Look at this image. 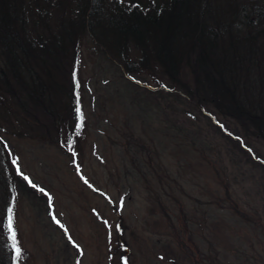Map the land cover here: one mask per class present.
Listing matches in <instances>:
<instances>
[{
	"label": "rangeland",
	"instance_id": "rangeland-1",
	"mask_svg": "<svg viewBox=\"0 0 264 264\" xmlns=\"http://www.w3.org/2000/svg\"><path fill=\"white\" fill-rule=\"evenodd\" d=\"M80 44L76 140L64 114L0 126L23 261L264 264V144L159 74L127 73Z\"/></svg>",
	"mask_w": 264,
	"mask_h": 264
},
{
	"label": "trees",
	"instance_id": "trees-1",
	"mask_svg": "<svg viewBox=\"0 0 264 264\" xmlns=\"http://www.w3.org/2000/svg\"><path fill=\"white\" fill-rule=\"evenodd\" d=\"M84 37L125 72L159 74L264 144V0H0V126L64 114L76 140ZM6 156L0 144V264H28L13 261L4 227L18 187Z\"/></svg>",
	"mask_w": 264,
	"mask_h": 264
},
{
	"label": "snow or ice",
	"instance_id": "snow-or-ice-1",
	"mask_svg": "<svg viewBox=\"0 0 264 264\" xmlns=\"http://www.w3.org/2000/svg\"><path fill=\"white\" fill-rule=\"evenodd\" d=\"M79 111V109H78ZM79 128V125L77 126ZM0 144L3 145L4 149H7L9 146L4 143L3 141H0ZM68 147L69 150H71L72 148V144L71 141H68ZM12 165L15 166L16 165V159L13 158L12 159ZM16 175L18 176H22L23 180L33 189H35L36 191L40 192L41 194L48 196L49 199V206L51 207V196L41 187L37 186L32 180H30V178L26 175L23 174L22 170L19 167H16ZM85 183H88L85 180ZM6 213H7V218H6V224L4 225V227L6 228V232H7V240H8V246L10 247L13 256L12 259L13 261H18L21 258V247L18 244V236H17V229L14 227V210L12 207H7L6 208ZM53 221L56 222L57 224H59V220L53 216ZM107 224V222H105ZM117 231H119V228L117 227L116 229ZM73 247H76L75 244H73ZM125 264H127V262H125Z\"/></svg>",
	"mask_w": 264,
	"mask_h": 264
},
{
	"label": "water",
	"instance_id": "water-1",
	"mask_svg": "<svg viewBox=\"0 0 264 264\" xmlns=\"http://www.w3.org/2000/svg\"><path fill=\"white\" fill-rule=\"evenodd\" d=\"M127 252H128V249L126 248V249H125V253H127Z\"/></svg>",
	"mask_w": 264,
	"mask_h": 264
}]
</instances>
